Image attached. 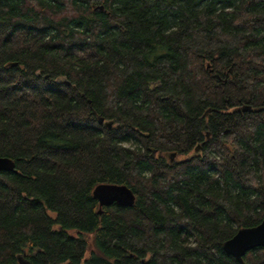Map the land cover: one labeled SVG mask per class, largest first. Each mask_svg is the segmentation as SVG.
<instances>
[{"label": "trees", "instance_id": "trees-1", "mask_svg": "<svg viewBox=\"0 0 264 264\" xmlns=\"http://www.w3.org/2000/svg\"><path fill=\"white\" fill-rule=\"evenodd\" d=\"M0 157V264H264V0H0Z\"/></svg>", "mask_w": 264, "mask_h": 264}, {"label": "water", "instance_id": "water-1", "mask_svg": "<svg viewBox=\"0 0 264 264\" xmlns=\"http://www.w3.org/2000/svg\"><path fill=\"white\" fill-rule=\"evenodd\" d=\"M99 8L102 10L103 6H100ZM11 66H16V64L14 63ZM63 81L68 85L70 84L67 80H58L60 83ZM250 110L251 106H245L239 109V111L244 112ZM99 122L104 123V118H100ZM105 125L106 127L111 128L113 122H105ZM195 151L199 152L200 147H197ZM0 171H16L14 161L8 157H0ZM93 195L99 202L100 213L102 212V207H108L114 203L124 207H131L136 200L135 194L127 185L102 184L94 189ZM256 248H264V219L255 227L240 228L231 239L223 244L224 252L235 258L239 263L243 262V258L248 252ZM20 264L30 263L23 260L20 261Z\"/></svg>", "mask_w": 264, "mask_h": 264}, {"label": "flooded vegetation", "instance_id": "flooded-vegetation-1", "mask_svg": "<svg viewBox=\"0 0 264 264\" xmlns=\"http://www.w3.org/2000/svg\"><path fill=\"white\" fill-rule=\"evenodd\" d=\"M227 75V74H226ZM228 76V75H227ZM227 76H226V78H224L223 80L225 81V82H227L228 81V79H227ZM220 78V77H219ZM221 80H222V78H220ZM191 155V154H190ZM166 158H167V161L169 162V164L170 165H173L174 163H175V160H176V154H173V155H171V154H166Z\"/></svg>", "mask_w": 264, "mask_h": 264}, {"label": "rangeland", "instance_id": "rangeland-1", "mask_svg": "<svg viewBox=\"0 0 264 264\" xmlns=\"http://www.w3.org/2000/svg\"><path fill=\"white\" fill-rule=\"evenodd\" d=\"M191 155H192V154H191ZM191 155H190V156H191ZM176 160H179V158H176Z\"/></svg>", "mask_w": 264, "mask_h": 264}]
</instances>
